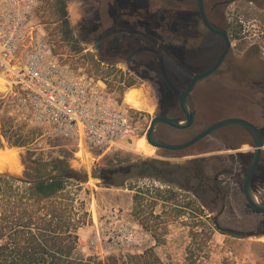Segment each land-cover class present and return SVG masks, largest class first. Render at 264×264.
<instances>
[{
	"label": "rangeland",
	"instance_id": "obj_1",
	"mask_svg": "<svg viewBox=\"0 0 264 264\" xmlns=\"http://www.w3.org/2000/svg\"><path fill=\"white\" fill-rule=\"evenodd\" d=\"M56 2L42 0L34 18L35 24L52 44L56 60L77 73L105 80L112 91L122 93L123 99L131 90L140 91L144 107L136 111L143 128L148 131L163 93L156 92L149 81L124 63L107 64L95 50L94 42L101 29L95 28L100 22L93 0H66L71 35L63 24L60 6ZM156 2L139 0L142 19L154 20ZM182 4L181 0H173L175 7ZM237 5L236 13L244 22L245 29L249 30L247 35H250L244 44L256 46L259 50L253 60L254 68H264V11L251 4ZM165 62L169 79L175 84L191 81L192 77L182 75L181 62ZM151 75L156 78V83L163 82L159 74ZM210 84L199 83L190 98V106L197 114L190 130L182 132L162 127L163 133L167 132L168 143H185L220 120L231 118L232 110L224 105L223 97L213 86V79ZM161 101L172 100L166 97ZM174 114L178 119L184 118L180 111L176 110ZM235 136L237 133L231 127L217 131L210 139H219L221 144L206 155L196 151L164 156L150 144V153L146 154L136 151V142L131 150L110 154L109 162L102 160L94 169L91 164L81 165L76 161L70 149L65 147V141L45 136L43 130L25 124L14 112L10 100L0 98V151L14 150L20 158L19 169L5 174L12 179L15 175L28 181L46 177L54 174L52 163L55 160L65 159L73 169L90 176L88 182L81 185L77 196L91 218L90 223L79 231V252L84 258L91 259V264H132L135 262L132 258L150 249L163 264H191L188 259L190 250L194 253L195 264H264V241L261 240L264 237L261 234L264 232V214L251 211L242 197L237 202L234 198L241 194L245 179L243 176L238 180L237 174H243L239 172L242 166H250L252 157L249 153L254 151V147L245 140L236 141ZM18 138L24 143L19 147L13 146ZM39 143H42L41 147ZM238 149L248 153L233 159L238 156ZM140 162L150 163L153 175L161 169H165L167 175L163 178L146 173L138 176L134 175L135 171L125 179L122 187H106L101 180L92 178V174L102 168L129 167ZM204 169L208 178L218 170L230 172L222 175L220 180L222 196L228 193L229 203L214 208V201L203 202L197 188L198 176ZM117 181L122 182L123 178ZM253 187L258 199L264 201V154ZM217 227L224 231L233 230L230 233L239 237L222 234ZM193 232L197 234L195 239Z\"/></svg>",
	"mask_w": 264,
	"mask_h": 264
},
{
	"label": "flooded vegetation",
	"instance_id": "obj_2",
	"mask_svg": "<svg viewBox=\"0 0 264 264\" xmlns=\"http://www.w3.org/2000/svg\"><path fill=\"white\" fill-rule=\"evenodd\" d=\"M93 1L97 6L95 12L98 14L97 18L100 22L95 28L101 29L94 42L95 50L107 64L118 65L124 63L138 76L149 81L156 92L163 93L160 96V103L155 117L180 120L175 116L174 111L177 110L178 113L180 111L184 115L181 109L183 92L189 87L195 76L209 71L225 55L218 68L208 77L198 82L188 96V103L190 105V98L199 83H207L206 86L212 85L210 82L213 79V86L223 97L224 105L232 110L229 114L231 118L241 119L253 124L264 139V68H254L253 60L255 56H258L259 50L256 46L244 44V41L249 39L250 35H247L249 30L245 29L244 22L240 20L238 12L236 13L238 3L251 4L259 11H264V0H203L207 20L213 26L214 31L209 29L203 21L197 0H181L183 4L176 7L173 6V0H156L154 20L149 21L142 19L143 10L138 3L139 0ZM100 12L103 14L100 15ZM228 42L229 47L227 46ZM166 60H170L175 64L181 62L182 75L192 77L191 81L188 84L181 85L171 81ZM151 74L154 76L159 74L163 82L156 83V78L153 79ZM166 97H170L172 101H161L162 98ZM191 110L196 122L197 114L192 108ZM162 127L171 128L168 125L161 124L156 130V138L161 143L171 144L168 143L166 139L167 132L164 131L163 133ZM192 127L186 130L171 129L185 132ZM227 127H231V130L237 133V137L235 136L236 141L245 140L248 145L255 147L256 138L244 125L234 124ZM217 131L183 151L157 150L164 156L169 153L178 154L196 151H200L201 155L211 154L212 150L221 144L219 139H210ZM238 150H240L238 156L235 155V157H232L233 159L242 158L243 155L248 153L241 152L242 149ZM249 154L252 157L250 166L248 164L242 166L239 172H243V174H237L238 180L246 176L252 165L254 151ZM263 154L264 152H262L256 173L263 161ZM249 156L247 155V157ZM201 173H198L199 185L197 190L202 194L203 202L209 201L212 203L214 201L216 204L214 208H217L219 204L229 203L228 193L222 196L220 180L222 175L230 174V172L218 170L210 178L207 177L206 169ZM166 175L167 173L162 172L161 174L156 173L155 176L163 178ZM253 184L254 178L252 186ZM240 197L245 200L251 211H255L247 203L244 194V182L241 194L234 197L235 202ZM259 202L264 204L263 200H259ZM222 207L224 209V206ZM262 226H264V221ZM231 231L233 230L227 229V232ZM261 234L264 235V232Z\"/></svg>",
	"mask_w": 264,
	"mask_h": 264
},
{
	"label": "built area",
	"instance_id": "obj_3",
	"mask_svg": "<svg viewBox=\"0 0 264 264\" xmlns=\"http://www.w3.org/2000/svg\"><path fill=\"white\" fill-rule=\"evenodd\" d=\"M41 2L0 0V98L10 100L28 126L65 141L81 165L97 169L106 156L147 139L148 131L139 112L105 80L56 60L34 22Z\"/></svg>",
	"mask_w": 264,
	"mask_h": 264
},
{
	"label": "trees",
	"instance_id": "obj_4",
	"mask_svg": "<svg viewBox=\"0 0 264 264\" xmlns=\"http://www.w3.org/2000/svg\"><path fill=\"white\" fill-rule=\"evenodd\" d=\"M56 3L60 6L68 35H71L66 0ZM120 95L122 97V93ZM23 143L18 138L13 146L19 147ZM103 160L109 162L111 158L106 156ZM52 167L54 174L26 182L16 181L0 172V264H91V259L84 258L79 252V231L90 223L91 218L77 196L90 176L73 169L65 159L55 160ZM151 169L150 163L140 162L129 167L102 168L95 171L92 178L101 180L106 187H122L132 172L136 171L134 175L138 176H151ZM159 171L166 173L165 169ZM121 178L123 181L118 182ZM217 229L222 234L235 236ZM192 237L195 239L197 234L193 232ZM188 259L195 264L191 250ZM132 260L135 261L132 264H163L153 249Z\"/></svg>",
	"mask_w": 264,
	"mask_h": 264
},
{
	"label": "water",
	"instance_id": "obj_5",
	"mask_svg": "<svg viewBox=\"0 0 264 264\" xmlns=\"http://www.w3.org/2000/svg\"><path fill=\"white\" fill-rule=\"evenodd\" d=\"M199 9L201 12V16L203 21L205 22L206 26L214 31L213 26L208 22L205 10H204V3L203 0H197ZM229 47V42L228 45ZM225 55L222 56V58L217 62L215 66H213L209 71L205 72L204 74L197 75L193 78L191 81L189 87L183 92L181 96V109L185 115L184 119L180 120H173L170 118L166 117H155L149 127V130L147 132L146 138L148 143L157 148V149H167L170 151H183L188 149L189 147L195 145L196 143L200 142L213 132L217 131L218 129L234 125V124H241L244 125L249 131L255 136L256 138V145L254 147V157H253V162L251 167L249 168L245 179H244V194L247 200V203L258 213H263L264 214V204L259 202L255 191L252 186V181L254 178V175L257 171V168L259 166L262 152L264 150V139L259 132V130L251 123L241 120V119H235V118H228L224 119L222 121H219L212 126L208 127L206 130L198 134L195 138H193L191 141L181 144V145H171V144H164L158 141L156 138V130L161 124H165L170 126L173 129L176 130H186L189 129L190 127L193 126L195 122V117L192 113L191 107L188 103V96L191 94V92L194 90L195 86L198 84L199 81L203 80L204 78L208 77L211 73H213L218 66L221 64L223 61ZM14 180L19 181V182H26L28 179L24 177H19V176H12Z\"/></svg>",
	"mask_w": 264,
	"mask_h": 264
},
{
	"label": "bare ground",
	"instance_id": "obj_6",
	"mask_svg": "<svg viewBox=\"0 0 264 264\" xmlns=\"http://www.w3.org/2000/svg\"><path fill=\"white\" fill-rule=\"evenodd\" d=\"M1 83V82H0ZM126 102L130 105L131 108L141 110L144 107L141 92L138 90H131L126 95ZM153 147V146H152ZM154 148V147H153ZM151 146L147 143L146 139H141L137 141L136 151L144 152L149 154ZM20 158L14 150L10 151H0V172H15L19 169ZM264 241V237L261 238Z\"/></svg>",
	"mask_w": 264,
	"mask_h": 264
}]
</instances>
